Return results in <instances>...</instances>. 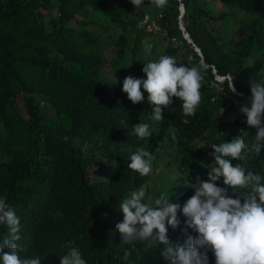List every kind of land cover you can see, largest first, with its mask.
<instances>
[{"label":"trees","instance_id":"obj_1","mask_svg":"<svg viewBox=\"0 0 264 264\" xmlns=\"http://www.w3.org/2000/svg\"><path fill=\"white\" fill-rule=\"evenodd\" d=\"M219 1L226 9L214 16L204 0H168L163 9L150 0L137 9L130 0H0V198L20 217L22 257L59 264L77 247L87 264H168L163 244L121 243L115 225L123 218L122 200L144 188L151 202L171 188L170 202L183 203L193 195L196 177L207 180L214 166L207 144L241 135L250 148L256 132L239 108L248 105L250 82L264 81V0ZM143 14L167 34L141 27ZM101 20L103 27L88 25ZM110 44L113 51H107ZM145 44L152 45L150 56ZM111 51L107 65L105 52ZM161 55L189 67L208 65L194 116H184L173 98L162 121H152L143 89L144 100L135 105L121 91L126 76L146 79L144 63ZM226 75L240 95L220 93L217 76ZM113 76L115 84L106 82ZM219 106L225 111L215 120ZM137 123L150 125L148 139L132 134ZM166 146L175 172L161 167ZM137 148L154 156L149 176L127 168ZM243 155L233 164L264 174V148L259 156ZM154 180L156 189L149 185ZM216 183L224 187L222 180ZM178 218L176 229L166 225L172 244L192 234ZM7 233L0 225V239ZM125 250L131 252L127 261Z\"/></svg>","mask_w":264,"mask_h":264},{"label":"clouds","instance_id":"obj_2","mask_svg":"<svg viewBox=\"0 0 264 264\" xmlns=\"http://www.w3.org/2000/svg\"><path fill=\"white\" fill-rule=\"evenodd\" d=\"M130 3L137 9L144 5V0H130ZM150 3L163 9L168 0H150ZM186 34L188 32L184 33L185 39ZM151 50L152 45L145 44L146 56L151 55ZM252 63L250 61L249 66ZM207 71L208 65L203 61L189 67L178 64L174 56L161 55L144 63L142 72L146 79L126 76L121 91L135 105L144 100L143 89L151 107L149 119L152 121H162V111L173 104V98L181 102L182 114L191 117L200 106V89ZM113 80L115 84L114 76ZM217 83L221 86L220 93L227 90L240 95L231 75L217 76ZM250 83L248 105L241 106L239 112L246 118V125L256 130L251 147L241 135L229 142L207 144L212 149L209 155L214 166L208 169L207 180L196 177L197 182L190 185L193 195L183 203L170 202L171 188L151 202H146L144 188L132 192L120 203L123 218L115 225L122 244L135 247L140 241L149 249L163 244L165 247L160 254L168 264H264V174L248 170L240 163L233 164V161L243 160L246 151L259 156L264 148V81ZM224 111L219 106L213 118L216 120ZM132 128V134L141 140L152 135L148 123H137ZM171 137L176 140L175 129ZM128 160V170L142 177L154 171V156L144 148H137ZM220 180L224 187L217 186ZM178 213L183 217L184 228L192 234L182 244H172L167 226L176 229L180 225ZM0 225L8 229L7 235L0 239V264H41L39 256H21L17 244L21 240L20 217L3 198H0ZM209 251L213 256H208ZM130 254L125 250L124 260L127 261ZM59 264L87 262L79 248L71 247L59 257Z\"/></svg>","mask_w":264,"mask_h":264},{"label":"rangeland","instance_id":"obj_3","mask_svg":"<svg viewBox=\"0 0 264 264\" xmlns=\"http://www.w3.org/2000/svg\"><path fill=\"white\" fill-rule=\"evenodd\" d=\"M204 2L207 3L206 6L211 10V13H212L214 16H217L219 13H221V11H224V10L226 9V7H225V6H224L219 0H204ZM75 17H76L77 19H81V17H80L78 14H76ZM92 19H97V18H92ZM92 19H87V20H88V21H92ZM216 23H217V26H219L220 22L217 21ZM218 23H219V24H218ZM88 25H89V26H92V27H103V25H105V23L101 20V21H97L96 23L94 22V24L89 23ZM110 31H111L110 28H108L107 32H110ZM115 31L119 32V29L116 28ZM113 32H114V31H111V33H113ZM112 48H113V47H112V45L110 44V45L108 46V48H107V51H108V49L111 50ZM112 51H113V49H112ZM112 51H111V52H105V59H106V64H107V65H109V60H110V58H111ZM109 69H110V68H109ZM106 82H108V83H113L114 80H113V78H111V79L108 80V81L106 80ZM233 99H234V98H233ZM162 149L164 150V152H165L166 154L163 156L162 151H160V153H161V160H160L161 167H163L164 169H167V170L172 169V172H175L174 167H173L171 164H168V159H171V154H170V153L172 152L171 149H170V147L167 148V146H166V147H164V148H162ZM168 154H170V155H168ZM162 156H163V157H162ZM161 167L156 168L155 171H158ZM97 175H98L99 177L103 178V176H102V171H99V172L97 173ZM149 185H150V187H152V188H154V189L157 188V183H155V180H154L151 184H149Z\"/></svg>","mask_w":264,"mask_h":264},{"label":"built area","instance_id":"obj_4","mask_svg":"<svg viewBox=\"0 0 264 264\" xmlns=\"http://www.w3.org/2000/svg\"><path fill=\"white\" fill-rule=\"evenodd\" d=\"M157 16L161 17V14H158ZM139 25L141 27H144L147 31L154 32L162 36H165L167 34L166 30L163 29L155 19H152L149 14L142 15V18L139 21ZM172 40L175 41L176 39L173 38Z\"/></svg>","mask_w":264,"mask_h":264},{"label":"water","instance_id":"obj_5","mask_svg":"<svg viewBox=\"0 0 264 264\" xmlns=\"http://www.w3.org/2000/svg\"><path fill=\"white\" fill-rule=\"evenodd\" d=\"M181 12L182 13H184V8H181ZM186 38H187V41H190L191 42V40L189 39V35L188 34H186ZM196 49L198 50V53L201 55V57H202V52H201V50L198 48V47H196Z\"/></svg>","mask_w":264,"mask_h":264}]
</instances>
